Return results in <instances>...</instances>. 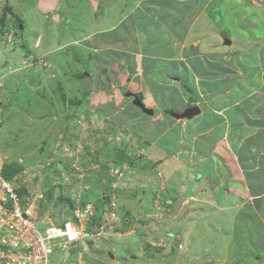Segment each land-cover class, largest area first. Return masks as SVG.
Segmentation results:
<instances>
[{"label":"rangeland","instance_id":"rangeland-1","mask_svg":"<svg viewBox=\"0 0 264 264\" xmlns=\"http://www.w3.org/2000/svg\"><path fill=\"white\" fill-rule=\"evenodd\" d=\"M83 1L85 0H0V35L3 36V41L0 42V83L4 84L2 82L3 79L7 83V90L0 92V117L2 115L0 118V148L6 166L12 168V165H20V171H25L26 173L31 170V172H34L31 174L32 177L33 174H36V176L38 175L36 180H34L35 182L38 181L39 176L43 178L41 181V188L43 189L42 192H45L44 190L47 189V197L46 200L42 199L43 201L37 203L38 208L35 209L36 218L38 219V228L62 224L72 219L74 196L80 191L81 183L86 184L89 188L92 187L90 188L89 194H85V197L93 200L98 199V192L93 187L98 184V182L101 183V181L104 180L109 182V190L114 189L115 201H117V198H119L120 202L126 201L129 198L128 195L123 196L122 191L124 192L125 190L130 196L132 195L135 197L136 195L137 200L141 199L138 195L142 196V193H140V186L137 184H141L144 178L141 172L142 169L140 168L145 164L140 166L136 163L142 164L140 161L144 160L145 155L143 154L142 148V150L135 148H137V146L140 147L139 145L144 143L143 148L148 150V157H150L153 152L162 153L167 146V150L170 153L174 152L175 147L171 140L177 137V128L176 130L171 129L167 135L159 140L157 138L159 134L153 133L152 130L149 134L145 133L147 128L146 126L144 130L142 128L144 123L143 119L146 121L153 115L150 117L146 116L132 105L131 99L123 95L126 91L142 93L144 104H147V106L151 104L152 109L156 108L154 110L156 119H158L157 117L159 116L162 118L166 117L170 119V121H173V123L177 122L176 116L170 117L174 112L170 109L171 101H167L166 98L170 95L174 98L175 96L173 94H177L174 92V88L179 89L180 87L175 83H171L174 87L170 88L169 86V88H167L168 85L166 84L170 83L169 78H173L174 76H167L166 74L168 71H166L164 67L159 68L158 64H161V62L156 64V62L153 60L151 61L150 58L145 59V64L153 68L137 83L133 81L135 79L133 75L127 72V64L130 62L132 63L136 58L144 59L149 57V55L153 57H157L158 55L167 57L169 50L168 46L163 45L166 35L163 34L162 27H166L162 18L165 14L163 12L168 9L173 11L174 15L178 16L182 14V7L191 5V11L197 14L196 18L194 16L191 17L193 21L194 19L198 21L199 15H201L203 11L206 12L209 9L208 13H211L214 19L212 20V24L208 26L212 31L211 33L208 32L209 40L206 41L212 45H219L222 43L224 45V51L228 52L227 54H223V51H219L216 54L215 63L217 62V64H219L221 71L227 69L225 73L223 71L219 76L221 77L224 73L223 77H228L230 80L233 76L236 77L238 70L240 73V82L236 84L238 86L232 84L228 89L225 88L228 83H223L221 86L220 80H218L220 77L217 76L216 78L218 81L214 82L217 88L215 96L221 97L223 93L227 92L226 90L230 92L238 91L237 93L242 94L244 99H248L238 102L245 104V102L248 101L247 105L250 102L254 103L251 104L254 113L257 118L261 120L260 124L262 127L264 126V82L259 80V76L264 73V39L260 40L263 42L262 44L256 45L258 48L255 51L252 50L255 46L254 43L257 42L256 38L258 33L260 30H264V0H179V2L173 0L176 2L175 5L170 0H101L100 4L102 7L100 5L99 8L96 6L99 0H86L85 2L92 10L93 16L91 20L89 19L90 11L86 7L87 4L83 3ZM169 4H172L171 7ZM109 8L111 10L113 9L117 15L116 25L112 24L115 25L114 29L110 28L99 19L100 16L109 13ZM100 9H102V11ZM85 17L87 20H85ZM94 18L97 19L94 20ZM111 21L116 22L113 15H111ZM106 23H109V21L106 20ZM217 23L220 29L224 27V34L220 33L216 26ZM19 25H21V28H19ZM173 25L174 23L169 22V29H172ZM213 25H215V27ZM95 26H98V29L104 26L101 30L95 29L98 30L99 33H102L103 36L111 35L112 38L108 39L110 41L109 46L112 49L111 51L106 50L109 46L105 49H101L99 46V34L89 35V29L91 30ZM65 28H69L71 31H65V35L59 37V42L60 39L64 42L76 40L73 44L70 43L64 46L66 50H62L63 56L67 59L69 66H67L68 70L64 73L65 75H55V78H58V81L55 83L57 90L54 94L57 96L58 101L55 103V101L51 99L52 94L49 91V86L52 85L53 81L49 83L50 85L48 84V91H46L43 85L41 87L38 85L37 89L33 91L31 88L27 87L25 81L20 79L24 77L25 80H27L28 77L30 83L34 85L33 82H37L36 76L39 74L38 70L44 71L43 63L39 60H37V63L30 60L27 63V66H30L28 69V67L22 65L20 61L23 59V55L27 57L30 56V58L32 57L31 53H29V45L33 43L36 36L42 34L46 35L48 31H52L53 29ZM105 30L107 32H102ZM200 31H202V28L199 29V32ZM28 32L32 38L31 42L27 39ZM114 37H117L115 42ZM78 38L81 41H78ZM78 42H81L82 44L79 45L84 47H75L74 45H77ZM226 42H228V44H225ZM105 43L104 45L109 44L108 42ZM113 43L114 47L112 45ZM230 46H233L231 47L232 49H230ZM12 48L15 49L13 53H11ZM164 48L167 49L159 53V51ZM114 50H116V52H113ZM5 62H7L6 67H4ZM230 62L232 64L227 66ZM233 62L236 63L238 69L232 66ZM152 64L155 65L153 66ZM36 65L39 66L38 69H35ZM258 65H260V70L262 72L259 71ZM9 69L11 72H8ZM58 71L61 73L62 68H58ZM7 72L8 75L6 74ZM80 73H86V78L84 80L81 79V82H73L76 78V74ZM174 74L175 73H173V75ZM156 76H159L165 85H163V82V84L161 82L155 84L156 80L153 78ZM132 77V82L135 84L127 83L126 78L131 81ZM13 81L17 83L18 89L20 88L19 95H16L13 90V87H17L16 83ZM61 83L63 88L59 90L58 87ZM74 88L75 90H73ZM93 90L98 91V96H103L101 102L107 103L106 100L109 99L111 101L105 106H98L95 108L97 111H95V109L76 111V115L73 114L71 118H68V113L64 114V116L61 115L62 107L58 108L56 104H62V99L64 98V94H67V91H72L74 97L86 94L84 96L87 100L88 93L90 96V92ZM180 90L182 89L180 88ZM221 91V96H219L218 94ZM255 91L256 94H254ZM188 94L190 95V93ZM46 95L48 96L45 99ZM154 97L156 99H154ZM242 97L240 95V98ZM157 100L166 101L160 103ZM189 102L190 103L187 105L188 107L193 103L191 101ZM96 103L98 102L96 101ZM162 106H164V108H162ZM237 106H239L235 108L237 110L239 108H245V105L240 106L237 104ZM127 109L136 111L138 113V118L130 114L131 111ZM170 111L173 112L172 115L167 114ZM165 114H167V116H165ZM184 119L187 120L186 117ZM154 120L155 119L152 118L149 122ZM246 120L247 119H240L237 124L239 125V123L245 122L246 126L235 125L234 132L238 134L240 138L236 137V140L238 141L239 139L242 141L244 139L245 144H251L252 146H254L252 143L255 140V144L258 146L261 145L260 142L256 140H258L260 136H264L262 131L263 128L261 131H256L252 126H247L250 125V122L247 123ZM66 122L71 124L73 128L66 129ZM153 124L155 125L153 126L155 129L156 127H158L159 130L161 129L160 125H157L156 122ZM139 136L147 137L144 139L148 143L153 139L156 144L154 146L157 148L153 147L152 149H148L149 144L145 143V140ZM216 138L214 137L213 140L210 141V150L203 156L208 159L214 158L216 162H220L224 156V154L223 156L221 154L225 153L226 146L219 142L217 143L218 140ZM216 147H218V149H216V152H213ZM261 147L262 149H260V152L262 151L263 154L264 146L261 145ZM229 152L236 156L232 150ZM42 154L46 155L44 159H41ZM252 154L257 155V152H252ZM70 155L72 159L76 161L77 157H82L80 162L86 172L85 177L83 179L81 178V180L76 178L72 179V176H69L68 181L70 183H80L77 184L75 188H70L71 198L59 190L64 183V180H61V175L66 178L65 174L69 162L68 156ZM225 156L227 155L225 154ZM237 157L238 156H236V158ZM262 157L264 156H261V159ZM104 159L106 162H104ZM222 163H224V160ZM254 164L255 162L249 163L245 168V172H247L246 175H254V172L257 170ZM100 165L104 166V172L93 174L94 170L97 169L99 171ZM221 166L222 165H218L214 168L213 166L208 167L204 175L210 177L212 170L213 172L215 168L220 170ZM226 166H228V164H226ZM235 166L236 164L230 163V168H234ZM150 168L151 167H149V169ZM261 169L264 168L261 167ZM116 170L117 172L115 175ZM164 170L167 172V168ZM147 172L148 170H146V173ZM24 173L21 175H25ZM14 175H16V173ZM14 175H12V177ZM157 178L158 182L163 180L160 176ZM163 178L166 179L164 176ZM52 182L55 183V186L51 190L49 187L52 186ZM133 184H136V187H134ZM160 184L161 182H159V186ZM169 184V182L168 184L166 183V188H169ZM27 186H29V184H27ZM205 187H208V185ZM24 188L26 189V185H24ZM54 188H56V190H54ZM158 189L157 191H160V189ZM175 189H178L177 185ZM148 191V187L142 188V192L147 193ZM176 193L179 194V197ZM185 194L186 192H180L178 190H166V195H171V198L176 197L177 201L180 195L183 196ZM132 198L133 197L129 199L131 205L129 206V216L135 217L136 215H140L138 211L142 210L141 207H138V203L135 202L134 198ZM65 199H71V207L69 203L67 204L64 202ZM184 204L183 210L179 211L178 208L179 212H176V220H178L176 224L178 222V225L175 224V226L172 223L171 216L167 214L168 208L164 206L158 207V215L161 216L163 214L162 217L166 221L164 228L168 229L170 226H174L170 231L172 235L168 238V241H165V244L163 242L160 243L159 247L157 246L158 242H153V238L156 237L159 241L161 236L153 224L149 225L150 230L148 234L143 233V235H141L140 233H135V229L133 230L131 224L124 226L125 224L123 225V223L125 222V218L121 217L120 222H118V220L115 222L104 221L107 226H104L101 233H95L94 237H91L94 242L91 240H89V242L83 241L76 247L70 248L66 259H63L61 264H173L175 263L174 258L176 255L179 254L180 256L182 252V250H178L176 242L178 243V241H181L187 236V232H189L191 228L192 233L190 231L188 244L190 246V243H192L190 247L193 254L198 253L201 258H209L215 254L216 251H204L205 246H211V236L208 235L207 228H205V232L202 231L206 221L203 224L198 220L195 224V229H193L194 221L191 219L190 222L189 215L184 214V209H189L190 202L187 204L186 201L182 204V201H180L178 206ZM156 205L158 206V202ZM139 206H141L140 203ZM146 207L147 205L144 204L143 201V208L145 209ZM169 210H171V208ZM40 221L43 222V225ZM112 225L120 228L124 226V232L121 231L120 233H116V235L121 238L108 237L109 233L105 234L107 229ZM175 232L178 233L177 236ZM202 233H205L204 248L199 247L198 244L201 242L197 240V237H201ZM138 234L140 235L138 236ZM130 235L136 237L130 239L129 242L124 240V237ZM248 235L252 236L251 233H248ZM106 236L108 237L105 241L107 246L104 245L107 251L104 250L102 246V238ZM146 245H148V247H153V249H145V247H147ZM172 245L175 246L170 248ZM201 249L203 250L201 251ZM171 251H175V256L171 254ZM204 252H207L209 256H203ZM235 254L236 256L234 258L237 259L239 251L236 250ZM158 256H170L171 259L169 260L168 258L167 260L165 258H160L157 260L156 257ZM179 256L177 262L180 261V264H190L189 261H185V257L181 261V257ZM191 261V264H196V261L193 259H191ZM236 261L237 260L232 261V264H235ZM197 264H200V261H197Z\"/></svg>","mask_w":264,"mask_h":264},{"label":"crops","instance_id":"crops-1","mask_svg":"<svg viewBox=\"0 0 264 264\" xmlns=\"http://www.w3.org/2000/svg\"><path fill=\"white\" fill-rule=\"evenodd\" d=\"M85 1H83V3L87 4ZM170 1L175 5V1ZM177 1L179 2V0ZM100 3L101 0L96 3L97 8H99V6L101 5ZM171 5L172 4H169L170 7ZM86 7L90 11V17H88L91 20V17L93 16L91 7L88 4L86 5ZM100 10L102 11V9ZM191 10V5H185L184 7H182V14H179L178 16L174 15L173 11L169 9L163 12L165 14L163 15L162 20L166 27H162L163 34L166 35L163 45L168 46L169 53L167 57H161L159 55L157 57H153L149 55V57H146L144 59L136 58L132 61V63L130 62L127 64V72H130V74H132L135 79L133 80L132 77L130 81V79L126 78V82L135 84L134 82L137 83L139 80L146 76V73H149L153 68L152 66L145 64V59L150 58V60H153L154 62H156V64H158V62H161V64H158L159 68L164 67L166 71H168V73L166 74L167 76H174L173 78H169L170 83L166 84L168 85L167 88H169V86L170 88H173L174 86L171 85V83H175L182 89L180 90V88H174V92L177 93L173 94L175 97L173 98L170 95L168 96V98H166L167 101H171L170 109L174 112L173 115L171 111L167 114L172 115L170 117L183 114L189 108L187 106L188 103H190L189 101L193 100L194 98H196V100L191 101L193 103H191L190 107L198 106L199 113L192 118H187V120L184 118H176L177 122L175 123H173V121H170V119H167L166 117L162 118L158 116V119H156L155 113L152 117H150L151 119H155L154 121L149 122V120H151L150 118L146 121L145 119H143L144 123L142 128L143 130L145 126L147 128L145 130V133L149 134V132L152 130L153 133L159 134V136H157L158 140L167 135L171 129L176 130L177 128V137L171 140V142L174 143L175 149L174 152L170 153L167 150V146L162 153L153 152V154L148 157V150L146 148H143L144 143L142 145H139L140 147L137 146V148H135L138 150L143 149V154L145 155L144 160L140 161L142 162V164L137 163L140 166L145 164L144 166H142V168H140L142 169V171H140L143 173L144 178L141 184H137L140 186V193H142V196L138 195V197L141 199L137 200L136 195L135 197L132 195L130 196V194H128L126 190L124 192L122 191L123 196L128 195L129 198L126 201L121 202L119 198H117L118 215L120 219L121 217L125 218V222L123 223V225L125 224L124 226L131 224L133 230L135 229V233L137 232L141 235H143V233L148 234L150 230L149 225L153 224L156 227L157 232L161 236V239L159 241L158 238H153V242H158L157 246L159 247L160 243L168 241V238H170V236L172 235L170 231L172 230V228H174L176 221H178L176 220V212L183 210L185 206V204L178 206L180 201H182V204L186 201L187 204L188 202H190V207L188 210L184 209V214L189 215L190 222L191 219L194 221L193 229H195L194 227L198 220L203 224L206 221L203 225L202 231L205 232V228H207L206 230L208 231V235L211 236L210 247L205 246L204 248L205 233H202L201 237H197V240L201 243H196L200 248H204V251H216V253L212 255L214 257L211 256L209 258H201L198 253L193 254V251L190 247L192 243H190V246L188 244L190 231L192 233V228L190 227L191 230L187 232V236H185L181 241H178V243L176 242L178 250H182V252L180 256L178 254L179 252L177 253L178 255H176V257L174 258L175 263L173 264H180V261L177 262L179 260L178 256L181 257V261L185 257V261H189L190 264L192 263L191 259L196 261V264L197 261H200V264H232V261L234 260H237L235 264H264V169H261V167L264 168V162H262L264 161V157H262L261 159V156H264V153L262 154V151L260 152V149H262L261 145L264 146V136H260L259 139L256 140L259 141L261 145L258 146L257 144H255L256 142L254 140V142L252 143L254 144V146H252L251 144H245L244 139L240 141L238 134H235L234 132L235 125L238 124L240 119H247V123L250 122V125L247 126H252V128H254V130L256 129V131H261L263 128V133L264 126L262 127V125L260 124L261 120H259L254 113V109L251 105L254 103L250 102L247 105L248 101L245 102V104H243L242 102H238L242 100H248L246 98L244 99V96L242 97V94L237 93L238 91L230 92L226 90L227 92L223 93L222 96L220 95L222 93L221 91L218 94L221 97H216L217 95L215 96V94L217 93V88L215 87L214 82L220 80L221 86L223 83H228V85L225 87L226 89H228L232 84H239L240 73L238 70L236 77L233 76L229 80L228 77H223V74L227 71L226 69L225 71L223 70L224 73L222 74V76H219L223 71H221V69L219 68V64H217V62L215 63L216 54L219 51H223V54H227L228 52L224 51L225 49H223L224 45L222 43H220L219 45H212L211 43H208L206 41L209 40L208 34L212 31L210 28H208V26L212 24V20L214 19V17L211 13H208V9L206 12L203 11L202 14L199 15V22L196 19H194L193 21L191 17L194 16L196 18L197 14ZM115 13L116 12L113 11V9L111 10L109 8V13L107 15L100 16L99 19L102 20L104 24L114 29V26L117 23V15ZM111 15H113V18L116 20V22L111 21ZM96 19L94 18V20ZM85 20H87V18ZM106 20H108L109 23H106ZM169 22L174 23L172 29H169ZM104 26L99 27L100 29L97 28L98 26L93 27L91 30L89 29V35L99 34V46L101 47V49H105L106 47H108L110 45V41L108 39L112 38L111 35L103 36L102 33H99L98 30H101ZM213 26L215 27V25ZM216 26L218 27V23ZM198 28H202V31L199 32ZM218 29L221 34H224V27L223 29H220L218 27ZM67 30L71 31L69 28L55 30L53 29L52 31H48L46 35L42 34L40 36H36L33 43L29 45V53H31L32 57L30 58V56L27 57L23 55V59H21L20 61L21 64L25 65L26 67H28L27 63L30 60L34 61V63H37V60L43 63L44 71L38 70L39 74H37L36 76L37 82L34 81V85L30 83L28 77L27 80H25L24 77L20 79L25 81L27 87L31 88V90L33 91L37 89L38 85L40 87L42 85L45 86L46 91H48V84L53 81L52 85L49 84V91L52 94L51 99L55 101V103L58 101L57 96L54 95L57 90L55 83L56 81H58V78H55V75L66 73V71L68 70L67 66H69L67 59L63 56L62 50H66L64 49V46H67L70 43L73 44L76 40L74 39L72 42H64L62 41V39H60L59 42V37L65 35L64 32ZM102 32L107 31L105 30ZM27 36L28 41L31 42L32 38L29 32ZM79 38L78 41H81L79 40ZM116 39L117 37H114V42ZM256 39L257 42L254 43L255 46L254 48H252V50L254 51L258 48V46L256 45H260L263 43L260 40L264 39V30H260ZM105 42H108L109 44L104 45ZM79 44L82 43L78 42V44L74 46H79L81 48L84 47ZM112 45L114 47V43ZM231 47L233 46H230V49H232ZM109 48L110 46L106 50L111 51L112 49ZM166 49L164 48L160 50L159 53ZM13 52H15L14 48H12L11 50V53ZM113 52H116V50H114ZM236 63L233 62L232 66L238 69ZM230 64L232 63L230 62L227 66H230ZM152 65L154 66L155 64ZM257 67L259 71L262 72L260 70V65H258ZM29 68L30 66L28 67V69ZM38 68L39 66L36 65L35 69ZM58 68H62L61 73L58 71ZM8 72H11V70L9 69ZM8 72L6 73L7 75ZM173 73L175 74L173 75ZM80 74H82L83 76L80 77ZM80 74H76V78L73 82H81V79L84 80L87 76L86 73ZM217 76L220 77L218 80L216 78ZM263 77L264 73L259 76V80H262L261 82H264ZM153 79L156 80L155 84L163 82L159 76H156ZM132 80L134 82H132ZM2 82L5 85L2 84L1 91H5L7 90V83L4 79ZM13 82L16 83L15 81ZM201 84L207 85L206 89L201 87ZM163 85H165V83ZM185 85L190 87L192 93L185 90ZM58 88L59 90L63 88L62 83ZM13 90L15 91L16 95L20 94V88L18 89V86L13 87ZM73 90H75V88ZM91 92L90 96L88 93V99L86 100L84 96L86 94L79 95L80 97L78 95L74 97L72 91H67V94H64V98L62 99V104H56L58 108L62 107L61 115L64 116V114L68 113V118H71L73 114L76 115V111L95 109L98 106H105L108 102L111 101L109 99L106 100L107 103L101 102L103 96H98V91L96 90H93ZM188 93H190V95ZM254 94H256V91ZM191 95L194 96L193 99L190 98ZM240 95L242 98H240ZM47 96L48 95H46L45 99L47 98ZM154 99L156 98L154 97ZM96 101L98 103H96ZM157 101L162 103V101L164 100ZM237 104H239L240 106L245 105V108H239L237 110L235 109L236 107H239L237 106ZM145 105L147 106V104ZM147 107L151 108V104H149ZM162 108H164V106H162ZM127 110H130L132 112H130V114H133L138 118V113L136 111H133L132 109ZM95 111L97 110L95 109ZM167 114H165V116H167ZM154 122H156L157 125H160V130L158 127H156V129L155 127H153L155 126L153 124ZM65 125L67 127L66 129L73 128L72 125L67 122ZM237 126H246V124L245 122H242ZM214 137H218L216 138L218 140L217 143L219 142L220 144H224L226 146V151H224L225 153L221 154L222 156L224 154V156L222 157L220 162H216V159L214 158L208 159L203 156L207 151L210 150V141H212ZM236 137L239 138L238 141L236 140ZM140 138L144 139L147 137L141 136ZM145 143L148 142H146L145 140ZM148 144V149L156 147L154 146L156 144L154 143L153 139ZM216 149H218V147H216L213 152H216ZM231 150L236 154V156H238V159L233 154H230L229 151ZM252 152H257V155H253ZM225 154L227 156H225ZM223 160L224 163H222ZM104 162H106L105 159ZM252 162H255L254 166L258 171L256 170L254 172V175L252 176L246 175L247 172H245V168L249 165V163ZM230 163L236 164V166L234 168H230ZM226 164H228V166H226ZM218 165H222L220 170H217L216 168L214 172L212 170L210 177H206L204 175V173L207 172L208 167L213 166L214 168ZM149 167L151 168L149 169ZM165 168H167V172L164 170ZM104 169V166L100 165L99 171L96 169L94 170L93 174H100L104 172ZM146 170H148L147 173ZM116 172L117 170L115 171V175ZM67 173H69L68 169L66 174ZM158 176L162 177L161 179H163L159 181L161 182L160 186L157 178ZM163 176L166 177V179H164ZM205 179H207L208 182ZM168 182L170 183L169 188H166V183L168 184ZM108 183L109 182L104 180L101 181V183L98 182V184H94L95 186L93 188L98 192V199L96 200V206L98 207H100L103 203V199L105 197L103 196V194L105 195L107 192L106 190L109 188ZM176 185L178 189H175ZM206 185H208V187H205ZM54 186L55 183H53L49 188L52 190ZM133 186L136 187V184H133ZM70 187L71 185L66 182V185L65 183H63L62 188L60 189L61 192L66 196L68 195L69 198L72 197L70 194ZM143 187H148L149 191L147 193L142 192ZM158 188L160 189V191H157ZM167 189L169 191L173 189L180 192H186V194L183 196L180 195V198H178L177 201L176 197L175 199L174 197L171 198V195H166ZM54 190H56V188H54ZM177 196L179 197V194H177ZM131 197L134 198L135 202L138 203V207H141L142 210L138 211L140 215H136L135 217L129 216V206H131L129 199ZM70 200L71 199H65L64 202L67 204L69 203V206L71 207L72 204H70ZM143 201L144 204L147 205L145 209L143 208ZM157 202L158 206L156 205ZM139 203L141 204V206H139ZM159 206L168 208L167 214L168 216H171L170 218H172V223L174 225L173 227L170 226L168 229L164 228V224L166 221L162 217L163 214L161 216L158 215ZM170 208L171 210H169ZM176 225H178V222ZM123 227L120 228L118 226L115 227V225H112L107 229L105 234L109 233V236L107 235L108 237L121 238L116 235V233H120L121 231L124 232L125 230ZM248 233H251L252 236H249ZM140 234H138V236ZM177 234L178 233H176L175 235L177 236ZM107 236L102 238V246L106 251L107 249L105 247V241L108 238ZM134 237L136 236L130 235L128 237H124V240L129 242L130 239H133ZM146 246L147 247H145V249H153V247H148V245ZM174 246L175 245H172L170 246V248H173ZM232 249H234L235 251H239L237 259L234 258L236 254ZM202 250L203 249H201V251ZM174 252L171 251V254H174ZM207 252H204L203 256H209ZM156 258L157 260H159L160 258H165L167 260L168 258L169 260L171 259L170 256H158ZM163 262L165 263L164 260Z\"/></svg>","mask_w":264,"mask_h":264},{"label":"built area","instance_id":"built-area-1","mask_svg":"<svg viewBox=\"0 0 264 264\" xmlns=\"http://www.w3.org/2000/svg\"><path fill=\"white\" fill-rule=\"evenodd\" d=\"M1 89L2 83L0 92ZM4 166L0 148V264H61L70 248L83 241H93L91 237L102 232V220L114 218V202L100 215L93 205L87 204L75 209L76 222L38 228L35 209L45 195L40 178L35 182L33 177L20 172L7 179L3 175Z\"/></svg>","mask_w":264,"mask_h":264},{"label":"clouds","instance_id":"clouds-1","mask_svg":"<svg viewBox=\"0 0 264 264\" xmlns=\"http://www.w3.org/2000/svg\"><path fill=\"white\" fill-rule=\"evenodd\" d=\"M0 36H2V35H0ZM126 92H129V91H126ZM126 92L125 93H123V95L125 96V94H126ZM131 93H133V92H131ZM137 93H139V92H137ZM142 94V93H141ZM143 96V95H142ZM126 97V96H125ZM126 98H128V97H126ZM130 99V98H129ZM144 100V99H143ZM143 103H144V101H143ZM146 106V105H145ZM147 107V106H146ZM197 108H199L198 106H196ZM147 108H149V107H147ZM189 108H192V107H189ZM150 109H152V108H150ZM153 110V109H152ZM153 112H154V110H153ZM173 113V112H172ZM147 116V115H146ZM148 117H150V116H148ZM81 156H79V157H77V161L79 162H77L76 160H73L72 159V157H71V155L70 156H68V160H69V162H68V166H67V169L69 170V173H67V174H65L66 175V178L63 176V175H61V180L63 181V180H65V182L64 183H68V184H70L71 185V187L70 188H75L76 186H77V184H80V183H76V182H69L68 181V179H69V176H72V179L73 178H76V179H78V180H81V178L83 179L84 177H85V175H86V172H85V169H83V166L81 165V162H80V160H81ZM76 165V167H72V165H74V164ZM5 167V166H4ZM20 172H25V171H20ZM20 172H18V173H20ZM18 173H16V174H18ZM26 173V172H25ZM32 173H34V172H31V170L28 172V173H26V175L28 174L30 177H32L31 176V174ZM38 177V175L36 176V174H33V178H34V180H36V178ZM39 178H40V182L43 180V178H42V176H39ZM48 178V177H47ZM34 182V181H33ZM32 182V183H33ZM54 182H52V184H53ZM51 184V185H52ZM81 185V188H80V191L78 192V194L77 195H75L74 196V201H73V207H72V213H73V215H72V219H70V220H68V221H65V222H70V221H74V222H76V217H75V214H74V212H75V209L77 208V206L78 207H80V208H83L85 205H87V204H91V205H93L94 207H95V209H96V214H98V215H100L104 210H105V208L106 207H108L109 205H110V203L111 202H114V207H113V213H114V218L113 219H107V221L109 222V221H117L118 220V222H120V218H119V215H118V204H117V201H115V191H114V189L112 190V189H110V191H109V199L107 200V201H105V197H104V199H103V203L101 204V206L100 207H98V206H96V200H93V199H91V198H86L85 197V194H89V191L91 190L86 184H84V183H81L80 184ZM62 188V187H61ZM61 188H59V190L61 189ZM47 190V189H46ZM46 190H44L45 192H44V199L43 200H46V197H47V193H46ZM112 190V191H111ZM61 191V190H60ZM103 196H105L104 194H103ZM100 198V197H99ZM46 203V202H45ZM118 216V217H117ZM103 222H104V220H102ZM65 222H63V223H65ZM62 223V224H63ZM107 226V224H105L104 223V226ZM104 226H103V228H104ZM89 242V241H88Z\"/></svg>","mask_w":264,"mask_h":264},{"label":"water","instance_id":"water-1","mask_svg":"<svg viewBox=\"0 0 264 264\" xmlns=\"http://www.w3.org/2000/svg\"><path fill=\"white\" fill-rule=\"evenodd\" d=\"M19 28H21V25H19ZM1 41H3V36H0V42ZM225 44H228V42H226ZM6 66H7V62L4 63V67ZM125 96L133 98L132 105L136 107L137 109H139L143 114L147 116H152L154 114L153 110L150 108H147L145 104L143 103V96L141 93L128 92L125 94ZM198 113H199V108L192 107V108H188L183 114H180L176 117L177 118H185V117L192 118Z\"/></svg>","mask_w":264,"mask_h":264},{"label":"trees","instance_id":"trees-1","mask_svg":"<svg viewBox=\"0 0 264 264\" xmlns=\"http://www.w3.org/2000/svg\"><path fill=\"white\" fill-rule=\"evenodd\" d=\"M1 32V31H0ZM80 77L83 76L82 74L79 75ZM201 87L205 88L207 87V85L205 84H201L200 85ZM185 90H187L188 92H191V89L190 87H188L187 85H185ZM192 93V92H191ZM191 99L194 98L193 95H191L190 97ZM196 98H194L193 100L191 101H195ZM46 155H43L41 156V159H44ZM137 164V163H136ZM135 165V164H134ZM139 165V164H138ZM13 167L12 168H9L8 166L5 165L4 169H3V175L5 178L7 179H10L12 177V175H14L15 173H18L20 170H21V166L20 165H12ZM106 194H105V201H107L109 199V189L106 190Z\"/></svg>","mask_w":264,"mask_h":264},{"label":"flooded vegetation","instance_id":"flooded-vegetation-1","mask_svg":"<svg viewBox=\"0 0 264 264\" xmlns=\"http://www.w3.org/2000/svg\"><path fill=\"white\" fill-rule=\"evenodd\" d=\"M126 93H128V92H126ZM128 98H130V99H131V103H132V101H133V98H131V97H128Z\"/></svg>","mask_w":264,"mask_h":264}]
</instances>
